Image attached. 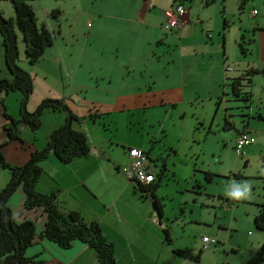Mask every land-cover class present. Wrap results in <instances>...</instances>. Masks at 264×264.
I'll return each instance as SVG.
<instances>
[{"label": "rangeland", "instance_id": "rangeland-1", "mask_svg": "<svg viewBox=\"0 0 264 264\" xmlns=\"http://www.w3.org/2000/svg\"><path fill=\"white\" fill-rule=\"evenodd\" d=\"M1 2L5 6L11 5L8 1ZM41 2L44 5L51 1L34 0L28 3L38 9ZM252 5L258 11L255 19L260 20V25H264V0H253ZM79 7L81 6L75 11L66 10L67 13H74V18L71 14L60 17L57 27L61 25V31L60 34L55 32L58 40H53L55 45L52 50H64L60 54L64 56L67 67H70L74 75L73 84L71 75L63 76L66 85H74L73 92L94 95L92 99H97L95 105L103 101L102 93L109 96L113 94L112 100L118 99L112 112H104L95 121L97 130L99 128L104 136L111 139L112 151L118 150V143H140L143 151L149 153L150 159L157 161V171L165 164L160 185L155 191V196L162 204V218H158L151 196L142 197L153 209L152 218H155L157 235L161 239V243H155L157 253L167 264H262L258 251L264 234L255 229L253 219L257 213L256 205L262 202L264 195V120H258L254 116L264 115V75H253L250 87L244 89L251 93L252 117L249 120V131L256 141L245 149L244 156L240 158L233 150L234 130L226 128L224 121L234 122L238 127L240 121L247 120L241 113L249 110L244 109V104L235 101L231 95L230 80L224 77L221 65L226 60L232 68L226 74L228 79L243 74L249 68L264 69V33L254 46L246 48L248 52L243 55L237 46L240 39L237 37L238 26L229 25L231 28L227 30L226 49L225 45L223 49L221 43L219 46L214 45L210 53L199 52L195 57L191 52L185 53V50L180 54L177 41L170 39L172 36L169 34L163 44L170 49H156L155 44L152 45L153 48L144 46L141 45V30H131L129 24H120L113 18L116 14L111 10L104 11V15L108 17L104 16L103 20L97 18L99 14H103V6H90L87 10H79ZM79 11L83 12L81 16ZM37 15L40 26L45 19L40 10H37ZM230 21L232 22L231 18ZM253 21L255 20H250L252 24ZM89 22L92 27L87 25ZM221 27L222 25L219 30ZM211 34L214 35V32ZM219 35L221 37L222 34ZM196 36L198 44H202L203 40L198 33ZM55 41L60 44L57 46ZM136 41L137 49L132 51L131 46L134 47ZM105 44L111 45L110 50L106 49ZM210 46V42H207L206 47L200 48L207 51ZM199 50L201 49H196ZM176 55H182V58H177ZM123 63L129 64L131 72H134V67L142 64L146 69L143 66L142 74L135 70L127 77L121 68ZM183 65H192L190 72L185 71L184 75L181 73ZM220 68L222 76H217L216 71ZM145 70H150V75H155V88L163 86V81L167 80L165 72L171 70L170 82L175 86L184 82V98L189 99L178 100L174 108H171L169 105L157 106L159 103L154 102V97L151 96L148 109H140L141 106L138 105L142 103L137 99L127 104L124 112H120L122 101L119 98L123 94L145 89L142 88L143 82L147 81L146 77H142L147 76ZM97 76L100 77L96 82ZM121 78L125 82V88L118 89ZM133 81L136 83L133 84ZM135 85L137 86L134 87ZM77 86H85V89H78ZM219 97L223 98L221 103H218ZM12 100L13 95L10 98L11 109ZM145 103H148L147 100ZM59 116L64 114L60 113ZM87 122L93 125L92 120L88 119ZM47 130L48 124L45 123L41 131L36 133L38 143L43 141ZM96 137L94 131H91V139L96 140ZM120 149L123 150L122 147ZM204 172L215 175L211 182L204 179ZM236 185L249 186L250 190L245 197L236 199L229 195ZM16 196L14 194L12 198L17 200ZM16 203L14 207H20L21 204ZM36 210L25 209L21 215H26L27 220L38 224L40 217ZM26 211L32 212V216L25 214ZM13 216L17 220L20 214ZM163 228L169 231V244L165 242ZM202 236L217 240L219 245L203 250ZM45 244L55 251L59 250L48 242ZM37 248L41 249V246ZM176 251L180 253L176 254ZM196 258L199 259L197 263Z\"/></svg>", "mask_w": 264, "mask_h": 264}, {"label": "crops", "instance_id": "crops-1", "mask_svg": "<svg viewBox=\"0 0 264 264\" xmlns=\"http://www.w3.org/2000/svg\"><path fill=\"white\" fill-rule=\"evenodd\" d=\"M49 1L51 2H46L47 4L44 5H42L41 2L38 9L30 5L36 18H38L37 10L42 12L45 21L41 24L53 35V40H58L55 36V32L60 34L61 31V25L57 27L60 17L66 14L73 15L74 13H67V11L69 9L75 11L78 6H81L79 10H87L90 6H95L97 8L103 6V14H99L97 18H103L104 16L108 17L104 15V11L111 10L116 14L113 15V18L118 20L120 24H129L131 30H141L140 38L143 39V44L141 45L144 46L152 47V45L155 44L156 49H170L168 45L163 44V41H166L169 34L172 36L170 39L177 41L180 54L185 50V53L191 52L195 57L199 55V52L210 53L214 45L219 46L221 44V38L217 35L223 31V20H226L228 23L227 30L231 28V26H238L237 37L239 38L243 35L245 40H250L248 47L254 46L260 40V35L264 33V25H260V20L257 21L255 19L258 15V11L255 6L252 5L253 0H247L244 5H241V0H187L185 2L184 0ZM88 2L89 4H87ZM183 2L187 8L185 24L181 28L172 31L164 29L162 27L164 22V10L176 6L177 4H183ZM2 3L3 2L0 1V12L2 15L7 19L14 18L15 14L13 8H11L12 5L5 6ZM53 10L60 12L57 18L51 16L50 13ZM253 10H256L255 15L251 14ZM82 13V11H79L80 16ZM74 17L73 15V18ZM65 19L67 18L65 17ZM250 20L255 21H253L252 24ZM102 21L100 23L103 24ZM87 25L92 27L90 22L87 23ZM221 25L222 27L219 30ZM207 32H214V35L211 34V38L207 39ZM196 33H198L199 37L203 40L202 44H198ZM227 33H224L225 49ZM88 36H90V34ZM1 41L0 35V78L10 79L5 67ZM55 42L57 46L60 44L59 41ZM207 42H210L211 48H208L207 51H202L200 47H206ZM62 43L65 44L64 42ZM54 45L55 43L53 41L51 48L48 47L45 50L42 58L36 64L30 65L25 58L23 43L21 40L18 42V65L33 79V92L27 105V111H34L44 99L62 100L77 117L83 118L82 123L77 125L76 128L84 131L86 134L90 151L87 156L77 158L69 164L59 163L54 155L50 153L49 156L40 163L43 174L36 184V190L42 194L55 193L57 195V202L62 211H74L79 213L86 222H97L107 240L114 245L116 264H167L156 250L155 243L156 241L161 243V239L157 235L155 218H152L154 214L153 209L150 204L144 200V198L148 197L150 194L143 193L142 196L144 198H142L139 192H136L134 189L135 183L127 180L119 169L120 166L128 163L129 149H141L143 151L140 143L124 145V143L117 142L116 149L118 150L112 151L110 147L111 139L104 136L105 134L103 135V132H101L99 128L98 130L96 128L95 121L100 119V117L92 121L93 125L87 122V120L90 119L88 115L90 110L91 112L102 115L104 112H112L118 99L112 100L114 97L113 94L109 96L108 94L102 93L104 97L103 101L95 105L97 99H92L95 97L94 95L86 96L81 95V91L78 93L73 92L72 89L74 85H66V80L63 76V74L71 75V82L73 84L74 75L71 73L70 67H67L64 56L60 54L63 53L64 50H52ZM105 45L106 49L110 50L111 45ZM136 45H138V41L135 42L134 47L133 45L131 46L132 51L137 49L135 47ZM176 48V45H174V49ZM198 48L201 50L196 51ZM153 55L156 54L153 53ZM182 55H176L175 57L182 58ZM171 56L172 58L174 57L173 55ZM173 62H175V60H173ZM122 65L121 68L124 70L127 77L134 73L135 70H139L142 74L143 71H141V68L145 66L142 64L141 66L134 67V72H131V70H129L131 68L129 64L123 63ZM181 67V73L183 75L185 71L190 72L192 69V65H183ZM221 67H223V62ZM144 68L146 69V66ZM145 72L147 76L141 75L147 79L142 85V88L145 87V89H137L139 91L129 93L128 95L123 94V97L119 98L120 101H122L120 112H124L123 109L125 106L135 102L137 99L142 103L138 105V107L141 106L140 109H148L149 106L147 104H149L151 96L154 97V102L159 103L157 106L160 107L169 105L171 108H174L178 100H183L186 94L184 91L186 85L184 82L180 86L173 85L170 82L171 70L165 72L164 77L167 80L163 81V86L160 88H155V82L153 81L155 75H150V70H145ZM216 73L217 76H222L221 68L218 69ZM89 77L92 78V75H89ZM99 77H95L96 82ZM122 78L120 79L118 89L123 88L125 85ZM132 83L135 84L136 82L133 81ZM127 86H129V84H127ZM136 86L137 85L134 87ZM76 88L85 89V86H77ZM175 92L179 95H176ZM15 93H9L3 96V98L9 115L18 119L20 116V93ZM11 95H13V109H11L10 104ZM184 99L188 100L189 98L186 97ZM146 100L148 103H145ZM152 106L154 107L156 105ZM60 113L63 112L46 110L42 115V126L36 132L31 131L26 125H22L20 140L9 142L0 148L5 160L12 165H23L28 161L31 153L44 148L50 133L65 121V114L63 113L64 116H59ZM6 123L7 121L4 119L0 107V146L6 141V133L4 131V125ZM45 123L48 124V130L45 133L43 141L38 143L36 133L41 131ZM240 127L241 126H238L234 130V139ZM91 131H94V134H96V140L91 139ZM120 147H122L123 150H121ZM144 153L147 156V163L153 168L155 184L157 183L158 174L156 170L157 161L151 160L149 153L145 152V150ZM8 180L9 172L0 168V190L6 185ZM14 194L17 195V200L21 204L20 207H14L17 201L15 198H12ZM14 194L9 200V207L13 214H17V216L20 214L17 220H15L17 223H20L28 219L26 215H21L23 214V210L25 211L23 207L24 195L21 188H18ZM38 212L40 220L39 223H35V225L37 230H40L43 226L45 217L42 209H37L36 214ZM25 214L32 216V212L26 211ZM39 217L35 216V218ZM158 218L160 219L159 216ZM45 243H47V241L45 242L43 239L36 238L35 243L27 252L28 256L34 257V261H42L43 264H97L94 252L86 244L74 242L72 246L66 250L59 249L55 251L51 246ZM50 245L58 249L55 245L51 243ZM38 246H41V249L37 248ZM26 264L35 263L28 262Z\"/></svg>", "mask_w": 264, "mask_h": 264}, {"label": "trees", "instance_id": "trees-1", "mask_svg": "<svg viewBox=\"0 0 264 264\" xmlns=\"http://www.w3.org/2000/svg\"><path fill=\"white\" fill-rule=\"evenodd\" d=\"M0 1L10 2L15 14L14 18L7 19L0 12L1 47L4 53L5 67L10 77V79L0 78V107L4 119L7 121L4 125L6 141L0 148L9 142L20 140L22 125H26L33 132L39 130L42 126V115L46 110L63 112L65 114L64 123L50 133L46 146L31 153L30 158L25 164H9L0 151V168L9 172V180L0 190V264H26L28 262L43 264L42 261H34V257H29L27 254V251L35 243L36 238L46 240L61 250L70 248L74 242H80L86 244L94 252L97 264H116L114 245L107 240L97 222H86L79 213L74 211H62L57 202V195L55 193L42 194L36 190V184L43 174L40 163L44 161L50 153L54 155L59 163L69 164L77 158L87 156L90 151V146L84 131L76 128L77 125L82 123L83 118L77 117L62 100L44 99L34 111H27V105L33 92V79L18 65L19 38L23 43L27 62L30 65H34L42 58L45 50L52 46L53 35L44 25H38L35 13L30 3H28L33 0ZM185 1L187 0H184V2ZM246 1L247 0H241V5H244ZM184 2L182 5H184ZM59 13V11L53 10L50 14L53 18H57ZM222 25L223 31L220 32L222 35L220 37L219 33L217 36L221 38L222 47L224 49V33L228 32L227 21L223 20ZM163 26L164 24H162V27ZM172 30L174 29L170 31ZM206 38L210 39L211 33L207 32ZM239 38L237 44L238 49L241 54L245 55L248 52L246 48L250 40H245L243 35ZM225 61L226 60L223 61L224 77H226V80H230L229 87L231 95L236 99L235 101H240L244 104V109L249 110L241 113V116L245 117L247 120L240 121L239 126L241 127L238 129L236 138L232 143L233 150L236 153L235 142L239 135L245 134L252 140L250 144L246 145L241 150V153H236L238 157L242 158L245 149L256 141L255 137L249 131L248 126V122L252 117L250 114L251 93L249 91H244V89L250 87L251 77L253 75L258 73L264 75V69L257 70L249 68L243 74L228 79L226 74L230 72L232 68ZM12 92L20 93V116L18 119L9 115L3 98V96ZM222 100L223 98L219 97L218 103H221ZM88 115L92 121L102 116V114L91 112V110ZM254 117L258 120H264V115L257 114ZM231 124L232 122L230 123L227 120L224 121V126L226 128L232 127L230 129L235 130L236 124L234 122L232 125ZM151 169L153 170L152 167ZM163 171H165L164 163L161 169L157 171V183L154 184V180V182L148 186L137 184L134 186L135 191L139 192L140 195H143V193L150 194L153 207L160 218L163 216L162 204L154 193L160 185ZM214 177L215 175L212 173L204 172V179L207 182H211ZM235 177L239 178L240 176ZM18 188H21L23 192V207L26 210L42 209L45 219L40 230H37L35 223L32 221L25 220L20 223L15 221L9 207V200ZM256 207L257 213L254 216L253 225L256 230L264 234V195L262 197V202L257 204ZM162 232L165 242L169 244L170 237L168 229L163 228ZM213 240L215 242L209 243L208 247L204 249V244L201 239L202 249L207 250L212 245L218 246L219 242L215 239ZM175 253L179 254L180 252L176 251ZM258 258L260 262L264 263V239L258 251ZM198 260L199 259L196 258V263Z\"/></svg>", "mask_w": 264, "mask_h": 264}, {"label": "built area", "instance_id": "built-area-1", "mask_svg": "<svg viewBox=\"0 0 264 264\" xmlns=\"http://www.w3.org/2000/svg\"><path fill=\"white\" fill-rule=\"evenodd\" d=\"M252 15L256 14V10L251 12ZM164 26L166 30L181 28L186 22L187 9L182 4H177L171 8L164 10ZM251 139L245 134L239 135L236 139V153H241V150L251 143ZM129 161L120 167V172L125 178L137 185L148 186L154 182L155 177L153 170L147 163V156L141 149H130L128 151ZM203 248L206 249L209 243L215 241L211 238L203 236Z\"/></svg>", "mask_w": 264, "mask_h": 264}, {"label": "clouds", "instance_id": "clouds-1", "mask_svg": "<svg viewBox=\"0 0 264 264\" xmlns=\"http://www.w3.org/2000/svg\"><path fill=\"white\" fill-rule=\"evenodd\" d=\"M250 190L248 185H236L234 186V190L229 192V195L232 196L233 198L240 199L245 197L247 192Z\"/></svg>", "mask_w": 264, "mask_h": 264}]
</instances>
